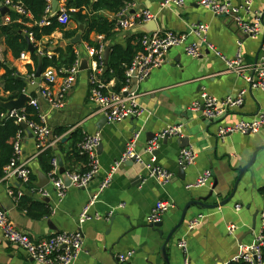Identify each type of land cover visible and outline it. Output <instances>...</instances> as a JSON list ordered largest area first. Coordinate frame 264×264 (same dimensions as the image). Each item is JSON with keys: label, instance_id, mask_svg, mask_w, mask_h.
<instances>
[{"label": "crops", "instance_id": "0c3cea01", "mask_svg": "<svg viewBox=\"0 0 264 264\" xmlns=\"http://www.w3.org/2000/svg\"><path fill=\"white\" fill-rule=\"evenodd\" d=\"M66 2L59 0L58 7ZM163 2L131 0L129 11L131 14L151 13L157 31L161 32L182 34L194 26H207V41L222 57L232 59L239 49L250 73L254 67L264 64V0H254L249 12L241 8L243 0H231L232 5L239 9L238 13L221 17L199 6L198 0H184V5L180 7H163ZM100 15L109 21L116 19L107 11L100 12ZM236 16L245 22L259 21L262 28L259 36L249 38L244 35ZM67 27L77 28L72 22ZM131 34L134 33L116 32L111 45L125 47ZM90 39L102 41L96 34H91ZM188 39L189 42L198 40L194 34ZM40 44V48H47L51 55H54L56 47L64 49L67 46L59 32L43 38ZM75 47L80 71L75 86L67 95L65 109L50 113L47 123L52 132L54 128L67 129L60 137L63 152L69 149L68 134L74 130H79L83 137L100 134L101 148L97 150L100 171L86 189L69 187L63 200L58 201L47 174L38 164L36 142L24 131L21 137L22 156L28 161L32 175L36 176V187L39 183L38 173L48 179L43 189L48 190L50 196L47 200L39 199L18 182L12 186L22 190L31 201L48 204L51 215L42 220L29 218L19 210L17 201L8 195L10 184L0 179V206L8 219L34 242L56 233H72L80 227L78 219L81 211L96 195L97 200L89 210L93 218L81 226L83 249L72 264H118V256L128 252H132L131 264H167L162 258L161 248L167 235L177 225L184 206L190 201L207 197L215 183L216 188L205 203L213 205L227 198L239 170L251 161L256 152L252 166L240 179L232 199L224 206L211 210L191 206L183 225L166 246L168 264H184L185 258L189 264H227L236 260L240 248L249 246L259 232V216L264 208V127L255 134H232L224 138H218L217 131L220 127L250 120L264 110V93L250 89L241 77L228 71L220 57L206 48L200 58L192 59L183 48L177 47L168 51L165 63L160 68L152 70L146 79L137 83L135 93L141 114L112 124L104 122L97 107L89 103V75L95 51L91 48L87 50L82 42ZM0 60L16 69L21 77L27 78L26 65H32L30 56L26 61L15 60L2 45ZM82 64L87 65L85 70H80ZM2 73L0 71V75ZM44 73L56 72L48 69ZM29 81L33 82V79ZM60 83L61 80L57 79L55 88ZM114 87L115 82L111 80L107 88L114 90ZM241 92H245L243 104L217 120H207L200 112L191 109L193 104H202L206 98L224 101L237 97ZM35 93L37 95L38 89ZM41 111L48 112L44 103L41 104ZM174 125H182V138H187L188 147L182 148L179 138L167 137L149 153L147 147L155 137ZM64 138L66 140L62 142ZM131 140H134V151L143 160V165L119 166L113 172L109 186L100 192L99 185ZM53 148L57 150V144ZM185 148H191L196 159L180 173L178 156ZM63 158L64 153L58 152L56 160L60 159L64 166ZM151 160L172 175L167 183H160L148 176L145 164L151 163ZM205 171L211 173V185L187 190L186 185L194 183ZM159 202L168 203L170 209L159 226L150 225L147 217ZM199 218L198 226L188 230L190 223ZM231 225L236 229L230 234L227 227ZM180 241L186 244V254L177 246ZM0 264L37 263L23 250L1 243Z\"/></svg>", "mask_w": 264, "mask_h": 264}, {"label": "built area", "instance_id": "2783aa9c", "mask_svg": "<svg viewBox=\"0 0 264 264\" xmlns=\"http://www.w3.org/2000/svg\"><path fill=\"white\" fill-rule=\"evenodd\" d=\"M50 2V0H49ZM254 0H243L242 9L245 12L251 10ZM174 5L180 7L184 5V0H164L162 6L167 7ZM198 5L210 11L214 16L221 17L227 15H236L238 10L232 5L231 0H198ZM6 7L8 11H12L19 16H28L22 7L17 3H12L11 0H3L1 5ZM130 3L126 4L125 8L116 15L114 23V31L131 32L134 29L153 21L154 17L149 12H139L131 14L129 11ZM55 15V14H54ZM51 15L50 7L47 9V18H45L40 25H48V19L53 17ZM1 23L8 24L10 17L6 14L1 15ZM236 20L244 35L249 38H256L261 33V24L259 21L245 22L236 16ZM57 21L60 25L67 26L70 21L67 15L65 4L58 7ZM207 26H194L187 33L174 34L171 32L155 31L148 34H143L140 38L141 51L135 56L130 68L126 71L127 84L119 91L115 92L107 88L98 78L103 68L104 50L94 52V56L98 57V62L93 60L89 75V103L96 106L99 113L109 123H118L128 118L138 117L141 114V107L138 102V96L135 91L130 92L132 74L135 73L137 83L146 79L150 72L154 69L160 68L166 59V55L170 49L181 47L186 55L192 59H198L202 55L203 49L206 48L216 56L224 61L228 71L241 77L251 89L258 90L264 93V64L258 65L250 69L243 61L241 51L238 49L235 57L228 59L222 57L215 47L207 41ZM194 34L198 38L196 42H189V37ZM102 40V37H99ZM241 44H239V47ZM87 50L90 48L85 45ZM28 53H22L20 60L26 61ZM50 57L51 54H48ZM79 64L76 62L70 69L62 71V77H58L56 73H43L44 79L39 82L38 93L36 97L30 98L26 104L39 112L38 122L27 121L21 110H12L5 114L8 118L15 119L16 124L25 123L27 129L31 132L32 137L36 142V149L38 154L43 150L53 147L57 144L60 138L54 137L50 126L47 123V118L50 113L61 111L66 107L67 95L75 86L77 76L79 74ZM57 79L61 80L60 85L55 88ZM245 92H241L235 98H226L224 101H219L215 98H206L202 104L195 103L191 109L200 114L207 120H217L225 115L228 111L236 109L243 104ZM44 103L48 107V112L41 111V104ZM264 127V110L258 112L250 120L240 121L234 125L220 127L217 131L218 138H224L227 135L241 134L250 135L258 133ZM24 130L18 131L16 140L13 144L14 157L10 163L3 169L2 181L9 183L10 188L7 193L13 200L17 201L18 197L24 196L22 190L15 189L12 184L14 182L20 183L24 188L31 182L32 171L28 166V161L22 156L21 137ZM167 137H183L182 125H174L163 130L147 147L149 153L153 152L155 147L162 139ZM136 136L134 137V139ZM101 143L100 134L87 136L77 146L81 155H85L88 159L89 170L83 174L65 173L64 176L70 181V187L76 189H86L87 185L96 177L100 171V165L97 156V150ZM196 154L191 148L182 149L178 156V162L181 166L187 167L194 163ZM133 160L136 164L143 165V160L134 151V140L127 143L126 149L120 159L116 162L111 172L99 185V191L106 189L110 182L113 172L121 165ZM54 166L53 171L47 175L48 179L55 190V197L58 201L63 200L67 188L64 185L62 176L58 174V161H52ZM147 174L149 177L155 179L160 183H167L172 175L156 165L154 160L151 163L145 164ZM211 173L205 171L200 175L194 183L186 185L187 190L198 189L202 187H209L211 185ZM31 193L37 195L39 199H46L49 197V191L39 189L33 186L29 189ZM47 200V199H46ZM97 200V196H92L86 206L79 215V228L72 233H56L48 238L41 239L38 242L32 241L28 234L19 230L8 219L6 213L0 206V244L8 243L21 250H23L29 258L37 264H72L80 251L83 249L84 239L81 226L87 221L92 220L89 214L90 208ZM170 209V205L165 202L157 203L150 211L147 217V223L150 225L159 224L164 215ZM199 219L193 220L188 226V230H192L198 226ZM259 232L255 236L253 242L249 246L240 248L236 260H242L247 264H264L262 261V253L264 251V208L259 216ZM235 226H228V233L235 231ZM184 254H186V244L180 241L177 245ZM132 252L118 256V264H131ZM184 264H189L188 259H184Z\"/></svg>", "mask_w": 264, "mask_h": 264}, {"label": "trees", "instance_id": "16d2710c", "mask_svg": "<svg viewBox=\"0 0 264 264\" xmlns=\"http://www.w3.org/2000/svg\"><path fill=\"white\" fill-rule=\"evenodd\" d=\"M12 3L19 4L28 16H19L12 11L6 13L10 17L8 24L1 23L0 16V46L4 45L11 53L13 59H19L22 53H28V38L33 47V53H29L32 65H26V77L33 79L38 63V56L42 61V73L48 69H53L58 77H62V71L70 69L78 60L75 51L76 45H67L64 49L56 47L54 55H47V48L41 49L40 43L43 38L55 32L62 34L63 39L69 40L78 32V27L83 26L81 42L93 49L95 52L100 49L109 48V58L107 70L99 76L100 81L107 86L113 80L114 90L119 92L126 84V71L130 68L135 56L141 51L140 38L143 33L131 34L127 39L125 47L111 45L116 34L114 31L115 20L109 21L100 15V12L107 11L113 15L120 13L131 0H67L65 8L69 21L74 23L77 28L70 29L60 25L57 21L58 11L48 19V25H40L47 18V9L50 7L49 0H11ZM3 0H0V5ZM51 8V7H50ZM91 34L102 37L101 42L90 39ZM99 61L97 56L93 58ZM0 102H8L17 99L27 88V78L21 77L16 69L10 68L5 62L0 60ZM32 98L36 93H32ZM4 108L0 106V179L3 176V169L14 157L13 144L16 140L18 131L22 128L16 124L15 119L5 116ZM27 121L38 122L39 112L29 105L24 107L23 113ZM67 129H53V136L60 138ZM69 149L66 152L61 150L63 146L61 140L57 143V150L53 147L47 148L37 155L38 164L41 170L49 175L54 166L52 161L58 156V152L64 153L65 173L83 174L89 170L88 159L78 151V145L84 140L79 130H74L69 134ZM36 176L31 175V182L26 188L31 189L35 186ZM18 208L24 211L33 220H42L51 215V208L44 202H33L27 196L17 198ZM264 262V251L262 253ZM227 264H247L242 260L230 261Z\"/></svg>", "mask_w": 264, "mask_h": 264}, {"label": "water", "instance_id": "95a60500", "mask_svg": "<svg viewBox=\"0 0 264 264\" xmlns=\"http://www.w3.org/2000/svg\"><path fill=\"white\" fill-rule=\"evenodd\" d=\"M58 3H59V0H50V7H51V15H54L56 13V8L58 7ZM8 12V9L6 7H3L0 5V13L2 16H4L6 13ZM134 12V11H133ZM84 31V28L83 26H79V32L71 39L69 40H66L65 41V44L66 45H78L81 43V37H82V33ZM157 31V27L154 23V21H150L136 29H134L132 32L133 33H143V34H148V33H152V32H155ZM27 41V50L29 53H33V47L31 45V42L30 40L27 38L26 39ZM108 58H109V48H105L104 50V55H103V64H104V68H103V72H105L107 70V64H108ZM87 68V65L86 64H82L80 66V70H85ZM42 61H41V57L38 56V63H37V67H36V70H35V74L33 76V82H30L29 80H27V88L26 90L15 100H11V101H8V102H0V106L2 108H4L5 112L8 113L12 110H21L23 109L26 104L30 101V98L32 96V93H34L38 87H39V82L42 81V79H44V76L42 75ZM131 89H130V92H134L136 89H137V81H136V78H135V73L132 74V78H131ZM251 89V87H250ZM104 122H106L107 120L104 118L103 120ZM20 127L25 131L27 132V134L29 136H32L31 132L27 129V126L25 123H22L20 124ZM66 139H62V142H64ZM179 143H181V147L184 148V147H188V142H187V138H180L179 140ZM100 146H99V151H100ZM255 156H256V152L253 153L252 155V159L251 161L245 165L244 167H242L240 170H239V173H238V177L233 185V188H232V191L230 192L229 196L227 198H225L224 200L220 201L219 203H216V204H213V205H209V204H206V200L212 196V193L213 191L215 190L216 188V183L212 186L211 188V191L210 193L208 194L207 197L205 198H202L198 201H190L188 202L184 208L182 209L181 211V214H180V218H179V221L177 223V225L170 231V233L167 235V237L165 238V242L161 248V255H162V258L165 260V262L168 264V259H167V256H166V246L167 244L169 243L170 239L173 237L174 234L177 233V231L181 228V226L183 225V222H184V218L186 216V212L187 210L191 207V206H198L200 208H203V209H206V210H211V209H215V208H218V207H222L224 206L226 203H228L234 193L236 192V188H237V185L240 181V179L242 178V176L245 174V172L247 171L248 168H250L254 162V159H255ZM126 164L128 165H134V162L133 160L131 161H128ZM183 166L180 167V173H181V170H183ZM58 174L60 176H62V179H63V182H64V185L66 187H70V181L66 179V177L64 176L65 174V169H64V166H63V163L60 159H58ZM181 174H179V177L181 178L180 176ZM38 185L37 187L39 189H43L47 184H48V179L38 173ZM159 224H157V226H159ZM50 226V224H49ZM50 229L52 231L55 232V229L53 227H50Z\"/></svg>", "mask_w": 264, "mask_h": 264}]
</instances>
